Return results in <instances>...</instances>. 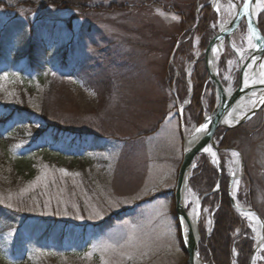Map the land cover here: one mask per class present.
<instances>
[{
	"label": "rangeland",
	"instance_id": "374dc122",
	"mask_svg": "<svg viewBox=\"0 0 264 264\" xmlns=\"http://www.w3.org/2000/svg\"><path fill=\"white\" fill-rule=\"evenodd\" d=\"M2 1L7 5H0V102L5 98L13 108L25 99L30 109L16 111L0 126V250L14 263L188 264L172 171L178 164L179 171L181 144L211 113L207 97L215 94L212 85L205 89L196 110L200 123L195 121L188 70L193 65L191 76L196 73L194 61L228 14L219 16L212 0H69L84 12ZM205 7L211 13L203 33L198 28ZM248 38L244 21L226 40L219 77L229 91L238 88L242 61L250 57ZM60 52L71 58L65 69ZM185 105L181 137L170 121H179ZM0 114L12 112L0 107ZM225 136L221 188L215 193L221 192L224 173L228 187L232 175L240 176L238 203L264 221V107L249 122L216 136L220 149ZM236 150L243 167L235 162ZM202 156L218 175L209 192L190 184L198 199L214 194L219 183L218 165L208 154L196 157L194 171ZM22 158L34 170L28 179L14 170ZM220 206L221 200L211 201L203 211L202 202L199 228L206 243ZM192 208L189 203L188 214ZM243 219L235 244L248 239L254 248L260 233ZM234 256L233 264H240L237 251ZM256 257L264 264V244Z\"/></svg>",
	"mask_w": 264,
	"mask_h": 264
},
{
	"label": "water",
	"instance_id": "95a60500",
	"mask_svg": "<svg viewBox=\"0 0 264 264\" xmlns=\"http://www.w3.org/2000/svg\"><path fill=\"white\" fill-rule=\"evenodd\" d=\"M248 2L245 0L243 3V7L239 12L235 22L233 23L232 27L228 29L227 32L220 33L219 36L215 37L206 50L194 61L195 64L198 59L203 55L206 71L209 75V81L211 85L215 89L216 93V104L212 113L205 118L202 124L207 123L208 129L205 132H198L202 133L200 137L196 141H194L191 145H186V142L183 146V161L178 171V177L176 182V187L174 190V205H175V212L176 217L179 221V225L181 228V235L182 241L184 244L185 252L188 257V264H203L204 260L200 255V238L195 231L194 225L190 220L189 214L186 210L185 205V193L187 189L190 188V180L193 175V171L195 169L194 162L197 156L201 154H208L205 151L206 148H212L219 157L220 152L222 151L215 143L214 135L218 128L223 127L225 123V119L234 111V109L245 100L250 98L251 96L259 95L260 93L264 92V84H257V85H247L243 80V74L248 66L253 63L254 60L260 59L264 56V36L261 33L258 24L252 20V10L255 0H251V3L248 4V10L245 12L244 5ZM245 21L248 32L254 41V45H258L254 48L255 51L259 52L257 55H252L245 63L241 66V76L239 79V86L238 88L233 91L229 92L222 84L221 80L215 74L211 68V52L213 47L217 46L218 43L224 41L225 39H229V37L236 32L240 26V24ZM255 29L256 35H253L252 30ZM220 54V59H221ZM191 67V66H189ZM218 71V69H217ZM189 73V70H188ZM190 79V75H188V80ZM190 82V81H189ZM190 86L192 87V83L190 82ZM193 98V90H191L189 102H191ZM263 106V104H262ZM186 106L180 108V120L181 126L184 124L183 118V111ZM258 109H254L249 114L243 118L237 125L238 127L242 125L249 117L255 115ZM197 132V131H196ZM244 165V164H243ZM242 165V167H243ZM219 169V183L217 188L212 192H218L221 188V179H222V165L221 162L218 163ZM240 178L236 175H232L229 181L228 187V196L231 202L233 209L241 215L246 214H254V216L258 223L260 224V239L256 243L255 247L252 250L249 264H253L255 259L257 258V254L259 253L260 249L264 244V221L263 218L260 216L258 212L251 208H247L241 206L236 198V186L235 182L238 181ZM208 194L202 196L201 199L198 201V217H197V226L199 227L200 218H201V210H202V202L203 199L206 198ZM163 197V196H161Z\"/></svg>",
	"mask_w": 264,
	"mask_h": 264
},
{
	"label": "trees",
	"instance_id": "16d2710c",
	"mask_svg": "<svg viewBox=\"0 0 264 264\" xmlns=\"http://www.w3.org/2000/svg\"><path fill=\"white\" fill-rule=\"evenodd\" d=\"M14 3H17L19 6H34L38 3H45L49 6H54L57 8H66L71 7L74 11H80L84 12L82 8H85L83 6H80L79 3H72L69 0H14ZM7 5L6 2H0V5ZM205 15L201 19V24L198 28V32L205 33L206 31V25H203L206 23V18L211 13V10L209 7L204 8ZM189 21H191V16ZM195 22V18L192 21ZM185 24H182V28H184ZM259 27L261 31L264 34V22L259 19ZM206 43L204 44V46ZM185 50V47L183 48V51ZM61 56L66 55L69 60L71 59L67 52H60ZM186 54V51L183 53ZM64 57V56H63ZM63 69H65L67 66H69V60H65V57L63 59ZM198 65L196 68V73L193 74V85H194V95L193 100L191 104V109L195 110V121L200 123L201 115H199L196 110L201 109V100L206 97L205 89H212L211 86L208 84L206 87V83L208 80V75L205 69V65L203 64L202 60H199ZM73 67V66H72ZM76 67V66H75ZM225 85V83L223 82ZM209 101V105L213 108L215 104V94L212 93L211 96L207 97ZM5 98L2 99L0 102V107H6L10 108L12 114L8 117H5L4 114H0V126H4L10 119L12 120V117H14L16 111L18 112H29V105L26 102V100H17L16 104L13 105V108L10 107L5 102ZM211 108V109H212ZM203 121L201 120V123ZM30 124V123H28ZM45 128V126H42ZM222 130L218 131L217 135H220ZM228 146V140L225 136L223 138V141L221 142L220 147H226ZM207 156H202L201 165L197 167V169L194 171V176L190 181L191 188L194 191H203V192H209L212 190V181L213 178L215 179L218 175V172L216 169L212 168L207 161ZM14 170L18 175H21L23 178L28 179L30 178L34 170L32 166L27 163L23 158L19 159L18 161L14 162ZM200 188L201 190H199ZM206 188V191H204ZM202 194V193H201ZM239 199L241 196H238ZM217 200H221V206L219 210L215 214L214 219V230L212 234L209 236L207 243L205 241L204 232L201 230V234L203 233L202 242L200 245V253L201 256L205 261H210L211 264H233V261L235 260L234 252L237 251L238 259L240 264H249L250 255L253 249V243L251 240H243L240 244H235V233L238 229L243 228L245 225V220L241 215H239L231 206V202L228 197V177L225 175L223 176V183H222V189L220 193H214L209 195L203 200V211L208 203L212 201L217 202ZM179 226V223H178ZM179 235H180V242L183 250L185 251V248L183 246L182 238H181V230L179 227ZM21 244V242H18L13 249L10 250V252L14 255L15 249L18 248L17 245ZM0 264H32L31 261H17V262H10L9 257L6 253H4L2 250H0Z\"/></svg>",
	"mask_w": 264,
	"mask_h": 264
},
{
	"label": "bare ground",
	"instance_id": "6f19581e",
	"mask_svg": "<svg viewBox=\"0 0 264 264\" xmlns=\"http://www.w3.org/2000/svg\"><path fill=\"white\" fill-rule=\"evenodd\" d=\"M258 3H259V0H255V3L253 5V10H252V20L254 22H256L258 24V27H259V19H260V16H261L262 12L264 11V9L258 7L257 6ZM212 7L219 14V16L222 15V14H224V13H227L228 14V18L226 20H222L221 19V21L219 22L218 35H217V36H219L220 33L227 32L228 29H230L232 27V25L235 22L238 14H239V12L241 11V9L243 7V4L241 3L240 0H212ZM217 9H219V11ZM261 33L263 34L262 31H261ZM234 34H235V32H234ZM234 34H232V35H234ZM249 36H250V34H249ZM226 40L227 39H225L224 41L218 43L217 46L213 47L212 52H211V58H210L211 68H212L213 72L215 74H217L218 77H219L220 54L225 49ZM252 41H253V39H252ZM254 48L255 47H252L251 49L247 50L246 51V54L247 55L250 54V56L255 55V54L257 55L259 52L255 51ZM238 55H239L240 59H242V60L244 59V55H243L242 52H239ZM63 56L65 57V60H69V58L66 55H63ZM201 58L204 61V56L203 55L199 58V60ZM244 63L245 62L242 61V64L241 65H244ZM204 64H205V62H204ZM261 65H264V56H262L260 59L254 60L253 63L250 64V66H248L246 68V70H245V72L243 74V80L245 81L247 79V85H249V86L253 85L254 86V85H257V84H261L259 82L260 79H261V75L260 74L262 72H264V68H261ZM190 66L191 67H189V73L191 74L190 71H191L192 65H190ZM217 69H218V71H217ZM207 75H208V73H207ZM192 77H193V75L189 79V81L191 83H193ZM219 79H220V77H219ZM208 80H209V75H208ZM208 83H209V85H211V82L210 81H208ZM262 84H264V83H262ZM262 97H264V92H262V93H260L259 95H256V96H251L250 98H248L247 100H245L243 103L239 104L234 109V111L225 119V123H224L223 127H220V128L217 129V131H216V133L214 135V140L216 139V135H217L218 131H220V130H222V131H229V130L236 129V128H238V125L237 124L240 121H242L243 118H245L249 114V112H251L252 110H254L256 108L258 109V111H260L264 107V104L262 106V104L259 103V100ZM253 101H256V103L253 104ZM191 102H192V100H191ZM185 106H187V105H185ZM180 108L181 107H179V111H180ZM255 115L249 117L244 123L249 122ZM208 116L209 115H206V117H208ZM244 123H242V124H244ZM201 125L202 124L200 123V125L198 126V128ZM201 134L202 133L196 132L193 136H188L186 138V141H185L186 142V145L187 146L188 145H191L194 141H196L198 139V137L201 136ZM221 150L222 151L220 153H222L223 151L225 152L226 149H222L221 148ZM235 152L236 153H239L237 150ZM213 153H215V155H213ZM208 155L212 156L213 160L216 162L217 165H218L219 162H221L220 156L218 157L217 156V153L212 148H211V151H208ZM240 158H241V154L240 153H239L238 156H235V162H236L237 166L240 165ZM242 165L243 164H241L240 167H242ZM238 177L240 178V176L237 175V178ZM209 195L210 194H208V196ZM198 201H199V199L194 194V192L191 190V188L187 189V191L185 193L186 210H188V204L191 203L192 206H193V208L191 209V211L189 213V217H190L191 222L194 225V228H195V231L197 232V235L200 238V245H201V242H202L201 231H200V228L196 224L197 223V217H198ZM239 215H241V214H239ZM241 216L242 217H245V218H248L249 220L253 221L256 224L257 229H258V231L260 233L261 226H260V224L258 223L257 219L254 216H252V215H241ZM259 239H260V237H259ZM202 259H203V257H202ZM203 264H210V263H207L204 260V263ZM253 264H257V260L256 259L253 262Z\"/></svg>",
	"mask_w": 264,
	"mask_h": 264
},
{
	"label": "snow or ice",
	"instance_id": "6c2138e0",
	"mask_svg": "<svg viewBox=\"0 0 264 264\" xmlns=\"http://www.w3.org/2000/svg\"><path fill=\"white\" fill-rule=\"evenodd\" d=\"M250 3H251V0H248V2L244 5L245 12H247V10H248V4H250ZM257 6L260 7V8H262V9H264V0H259V3H258ZM217 10L219 11V9H217ZM173 19H178V17H173ZM252 32H253V35H256L255 29H253ZM248 45H249V47H257L258 46V45H254L252 43V37L251 36H249V38H248ZM261 68H264V65H261ZM260 75H261V79H260L259 82L260 83H264V72H262ZM245 84H247V79L245 80ZM255 103H256V101H253V104H255ZM259 103L264 104V97H262L259 100ZM207 129H208V124L205 123V124H202L199 128H197L196 131L197 132H205ZM205 151L208 152V151H211V149L210 148H206ZM213 155H215V153H213ZM233 155L234 156H238L239 153L234 152ZM59 171L62 172L63 174H65V175H69V173H67V171L65 169H60ZM246 215H254V214H251L250 213V214H246ZM113 247H115V246L114 245H107L106 246V248H113ZM128 258L129 259H133V256L131 254H129L128 255Z\"/></svg>",
	"mask_w": 264,
	"mask_h": 264
},
{
	"label": "crops",
	"instance_id": "0c3cea01",
	"mask_svg": "<svg viewBox=\"0 0 264 264\" xmlns=\"http://www.w3.org/2000/svg\"><path fill=\"white\" fill-rule=\"evenodd\" d=\"M170 123H172V127L174 128L175 131L173 132H176L177 135L181 136V132H180V124H179V121L177 120L176 121H170ZM182 137V136H181ZM182 142V141H181ZM181 151H182V144H181ZM178 167H179V164L177 165V167L175 168L174 171H172V174H173V178H174V183L176 182V177H177V171H178ZM176 174V175H175Z\"/></svg>",
	"mask_w": 264,
	"mask_h": 264
}]
</instances>
